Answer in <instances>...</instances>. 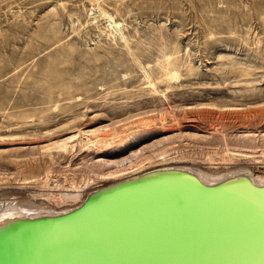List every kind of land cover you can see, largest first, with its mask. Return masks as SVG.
I'll return each mask as SVG.
<instances>
[{
  "label": "rangeland",
  "instance_id": "rangeland-1",
  "mask_svg": "<svg viewBox=\"0 0 264 264\" xmlns=\"http://www.w3.org/2000/svg\"><path fill=\"white\" fill-rule=\"evenodd\" d=\"M163 165L263 171L264 0H0V208Z\"/></svg>",
  "mask_w": 264,
  "mask_h": 264
},
{
  "label": "water",
  "instance_id": "water-1",
  "mask_svg": "<svg viewBox=\"0 0 264 264\" xmlns=\"http://www.w3.org/2000/svg\"><path fill=\"white\" fill-rule=\"evenodd\" d=\"M0 264H264V181L148 169L65 211L1 220Z\"/></svg>",
  "mask_w": 264,
  "mask_h": 264
},
{
  "label": "bare ground",
  "instance_id": "bare-ground-1",
  "mask_svg": "<svg viewBox=\"0 0 264 264\" xmlns=\"http://www.w3.org/2000/svg\"><path fill=\"white\" fill-rule=\"evenodd\" d=\"M71 140H73V139L70 137L67 140H63L60 143H57L56 146L66 149L68 143ZM134 159H135V157H132V155H131L129 157H125V158H123L121 160H118L117 162L114 163L115 169L113 171H109V172L105 173L104 177L105 178H110L111 176L114 177L116 175H119L117 173H120V176H121L122 175L121 172L123 170L127 169L130 166L132 167L135 164L138 165L136 162H134ZM164 166H170V165H163L162 167H164ZM175 166L177 167L179 165H175ZM262 166H263V168H262L263 171H261L260 175H257V174L255 175L254 172L251 171L247 167H237V168H232V169H216V168L215 169H203V168L200 169V168L190 167L189 169L192 170V171H195V173L202 180H204L206 182H214V181L219 180V179H221V178H223V177H225V176H227L229 174L248 172L249 176L253 180H255L257 183H262L264 181V165H262ZM182 167H185V166H182ZM127 172H125V173H127ZM132 174H133V176L136 175V173H132ZM74 195H75V198L82 196L81 193L78 192V190L76 192H74ZM85 195L86 194H84L82 196V198H84ZM4 205L8 206V207L0 208V221L4 220L5 218H10V217H13V216H20V215H23V214H25L27 212H35L36 214H49V213H52V212L54 213V212L65 211V210H67V209L72 207V206H69L68 208L62 209V210L53 209V208H50V206L48 204H45L43 202L36 203V202H33V201H29V200H26V201L15 200V201H10V202L4 203Z\"/></svg>",
  "mask_w": 264,
  "mask_h": 264
}]
</instances>
